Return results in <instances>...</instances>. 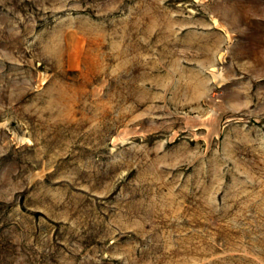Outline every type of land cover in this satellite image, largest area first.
<instances>
[{
	"label": "rangeland",
	"instance_id": "374dc122",
	"mask_svg": "<svg viewBox=\"0 0 264 264\" xmlns=\"http://www.w3.org/2000/svg\"><path fill=\"white\" fill-rule=\"evenodd\" d=\"M0 264H264V0H0Z\"/></svg>",
	"mask_w": 264,
	"mask_h": 264
}]
</instances>
